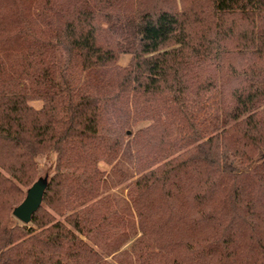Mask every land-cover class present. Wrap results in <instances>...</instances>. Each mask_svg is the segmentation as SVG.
<instances>
[{"label":"trees","instance_id":"trees-1","mask_svg":"<svg viewBox=\"0 0 264 264\" xmlns=\"http://www.w3.org/2000/svg\"><path fill=\"white\" fill-rule=\"evenodd\" d=\"M123 154L125 197L100 166ZM86 238L264 264V0H0V264H114Z\"/></svg>","mask_w":264,"mask_h":264},{"label":"rangeland","instance_id":"rangeland-1","mask_svg":"<svg viewBox=\"0 0 264 264\" xmlns=\"http://www.w3.org/2000/svg\"><path fill=\"white\" fill-rule=\"evenodd\" d=\"M129 58H130L129 54H122L119 58V63L124 65L128 62ZM32 103L36 106L41 105V102L39 101H35ZM143 124H145V122L139 124V126ZM48 159L49 161L54 160L55 155H51L49 158L41 157L38 161L42 170L41 176H44V174H46L49 171ZM100 166L103 169H105L107 172L108 183L106 186H108V188L106 190L108 192L118 193L124 197L127 196V184L130 180L129 175H131L132 171L134 170L133 160L128 155L123 154L118 160L117 164H115L114 166L108 165L104 162L100 163ZM86 239L89 243L94 245L95 248L104 255V257L109 259L114 264H118V257H117L118 254L110 253L111 249L109 248V246L106 247V244L104 242L102 241L100 242V240L95 241L94 239H89V238Z\"/></svg>","mask_w":264,"mask_h":264},{"label":"water","instance_id":"water-1","mask_svg":"<svg viewBox=\"0 0 264 264\" xmlns=\"http://www.w3.org/2000/svg\"><path fill=\"white\" fill-rule=\"evenodd\" d=\"M48 186V174L40 176L28 189L23 201L18 204L13 214L25 223H29L33 214L42 206Z\"/></svg>","mask_w":264,"mask_h":264}]
</instances>
